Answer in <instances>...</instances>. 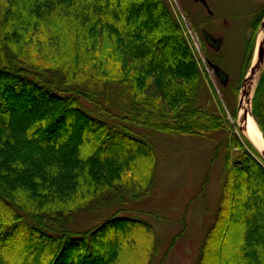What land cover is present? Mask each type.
Wrapping results in <instances>:
<instances>
[{
    "label": "trees",
    "instance_id": "trees-1",
    "mask_svg": "<svg viewBox=\"0 0 264 264\" xmlns=\"http://www.w3.org/2000/svg\"><path fill=\"white\" fill-rule=\"evenodd\" d=\"M184 33L169 0H0V264L151 263L153 227L118 216L147 197L157 160L131 126L200 136L228 122L200 105ZM252 114L264 138V69ZM229 143L197 264H264V164ZM102 207L117 209L71 227Z\"/></svg>",
    "mask_w": 264,
    "mask_h": 264
},
{
    "label": "rangeland",
    "instance_id": "rangeland-1",
    "mask_svg": "<svg viewBox=\"0 0 264 264\" xmlns=\"http://www.w3.org/2000/svg\"><path fill=\"white\" fill-rule=\"evenodd\" d=\"M205 1L211 13L193 0H169V3L183 25L184 34L191 40L203 69L205 85L200 105L222 116L224 120L227 119L229 123H226L223 131L200 136L131 126L137 138L145 140L154 148L157 160L147 197L122 206L118 216L143 219L153 227L157 237V249L150 264H159L161 260L163 264H197L200 247L214 220L222 192L226 173L224 160L230 145L229 138L235 135L246 148L248 142L253 146L237 124L238 107L244 79L254 59V49L264 14L255 31L253 27L264 0ZM205 33L213 39H221L217 49L206 40ZM252 34L253 47L246 55L247 41L252 38ZM245 57L249 64L243 74L242 64ZM208 61L221 69V76L216 74ZM259 65L250 97L251 114L252 100L259 85L264 62ZM255 151L257 161L263 165L259 151L256 148ZM116 209L117 207H102L80 213L71 227L74 230L91 228ZM175 235L179 236L168 249Z\"/></svg>",
    "mask_w": 264,
    "mask_h": 264
},
{
    "label": "bare ground",
    "instance_id": "bare-ground-1",
    "mask_svg": "<svg viewBox=\"0 0 264 264\" xmlns=\"http://www.w3.org/2000/svg\"><path fill=\"white\" fill-rule=\"evenodd\" d=\"M264 41V27L260 29L256 47L263 44ZM258 64L254 70V73L243 84L242 94L240 97V104L238 107V121L237 124L241 128V132L247 139H249L255 146V148L261 153H264V139L263 135L258 128L256 121L254 120L250 109V97L255 85L257 73L260 69ZM220 69V68H219ZM221 70V69H220Z\"/></svg>",
    "mask_w": 264,
    "mask_h": 264
},
{
    "label": "water",
    "instance_id": "water-1",
    "mask_svg": "<svg viewBox=\"0 0 264 264\" xmlns=\"http://www.w3.org/2000/svg\"><path fill=\"white\" fill-rule=\"evenodd\" d=\"M193 1L201 3V4H202V5L208 10V12L211 13V11L209 10V7H208V5H207V2H206L205 0H193ZM263 27H264V17H263V19H262V21H261V23H260V28H263ZM204 37L206 38V40L209 41V43H210L211 45H215V46H214L215 49H217V45H218V44L220 45V43H221V39H220V38L213 39V38H212L210 35H208L207 33H205ZM263 44H264V41H263ZM253 55H254V59H253V61H252V63H251V66H250V68H249V72L247 73V75H246V77H245V79H244V82H245L248 78H250V76L254 73V70H255V68L257 67V65H258L259 63H263V62H264V47H263L261 44H259V45L254 49V54H253ZM208 64L214 69V71L216 72L217 75L221 76L222 72H221V70L219 69L218 66L212 64L211 62H208ZM223 81L225 82V79H223ZM239 104H240V102H239ZM250 142H251V141H250ZM251 143H252V142H251ZM252 144H253V143H252ZM253 146H254V144H253ZM259 153H260V152H259ZM260 155H261V157H262V159H263V161H264V153L261 152Z\"/></svg>",
    "mask_w": 264,
    "mask_h": 264
},
{
    "label": "flooded vegetation",
    "instance_id": "flooded-vegetation-1",
    "mask_svg": "<svg viewBox=\"0 0 264 264\" xmlns=\"http://www.w3.org/2000/svg\"><path fill=\"white\" fill-rule=\"evenodd\" d=\"M199 4H201V3H199ZM203 32H206V31H203ZM203 32H202V33H203ZM203 34H204V33H203Z\"/></svg>",
    "mask_w": 264,
    "mask_h": 264
}]
</instances>
